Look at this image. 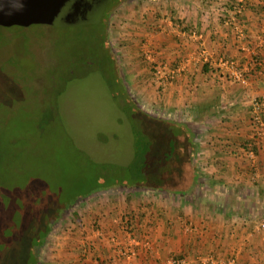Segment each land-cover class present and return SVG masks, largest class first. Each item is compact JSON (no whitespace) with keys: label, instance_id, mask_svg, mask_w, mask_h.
<instances>
[{"label":"rangeland","instance_id":"1","mask_svg":"<svg viewBox=\"0 0 264 264\" xmlns=\"http://www.w3.org/2000/svg\"><path fill=\"white\" fill-rule=\"evenodd\" d=\"M144 1L115 0L97 24L79 18L61 26L49 19L52 25L39 13L26 22L0 25V264L31 262L32 239L47 225L50 231L37 264H64L70 251L77 253L79 262L92 256L95 264L102 258L101 252H93L95 239L106 242V237L110 248L109 238L117 237L102 236L103 218L118 222L120 229L125 213L133 212L141 221L144 212H159L164 198L197 197L193 189L183 196L178 188L190 177L182 182L175 175L172 191L166 186L164 191L146 189L137 180L145 166L151 180H161L158 168H181L183 152V160L192 164L195 142L190 132L197 129L186 120L190 111L182 117L161 106V87L147 94L142 81L135 82L143 78L161 84L149 54L139 49L134 56L132 48L120 44V36L129 33L127 11L135 6L141 12ZM69 6L70 2L61 4L56 13L70 11ZM46 12L50 14L48 8ZM107 54L113 63L102 65ZM144 67L150 72L147 77ZM136 107L151 117L184 125L175 142V149L181 150L175 161L161 159L167 152L165 124L132 117ZM181 140L186 146L178 149ZM145 232L138 231L137 237L150 238ZM153 245L158 258L151 264L166 261Z\"/></svg>","mask_w":264,"mask_h":264},{"label":"crops","instance_id":"2","mask_svg":"<svg viewBox=\"0 0 264 264\" xmlns=\"http://www.w3.org/2000/svg\"><path fill=\"white\" fill-rule=\"evenodd\" d=\"M234 1L145 0L141 12L135 6L127 11L129 33L120 36V40L124 38L120 44L126 50L132 48L134 56L140 49L145 56L149 54L146 58L153 65L160 64L157 61L181 65V73L170 85L143 78L134 81H142L147 94L161 87V106L182 117L190 111V120H186L197 127L190 132L195 142L192 194L197 197L164 198L159 212L141 215L140 231L148 232L161 250L162 260L174 256L186 264H202L201 258L211 257L215 264H224L234 257L235 264H264L260 230L264 221V138L258 136L251 121L253 101L264 100V0H251L239 15L233 12ZM238 27L242 34L237 33ZM221 58L234 60L247 72V87L221 77ZM256 59L260 65H255ZM142 73L147 77L148 67ZM148 101L151 103L150 97ZM202 138L207 141L201 142ZM249 143L254 145L253 161L247 156ZM102 224V236L124 238L118 222L103 218ZM104 240L95 239L94 250L102 253L101 260L126 264L108 247L106 237ZM73 253L62 259L64 264H94L92 256L79 262ZM149 254L140 252L132 264H151L156 255L158 258V254Z\"/></svg>","mask_w":264,"mask_h":264},{"label":"built area","instance_id":"3","mask_svg":"<svg viewBox=\"0 0 264 264\" xmlns=\"http://www.w3.org/2000/svg\"><path fill=\"white\" fill-rule=\"evenodd\" d=\"M251 0H235L233 6V12L235 15H239L248 5ZM238 34H242V28H236ZM207 58H204V61ZM220 73L221 77H224L228 81L237 84L242 87L248 86V77L247 72L242 69L234 60L221 58L220 62ZM255 65H260L258 59L255 60ZM156 77H158L160 86H167L173 83L175 78L181 73L182 67L181 65L172 66L168 63H160L154 67ZM264 109V100H254L252 103V123L254 125L255 132L258 133V136L264 138V120L262 118V110ZM247 156L250 160L255 159L254 145L249 143L247 146ZM188 231H192V229H187ZM260 230L262 231V238L264 242V221L260 225ZM124 238L119 239L117 237H110L109 243L111 244L112 250L126 262V264H132V261L138 257L139 252L145 251L146 253L154 252V245L148 237H136L132 235L131 232H124ZM97 236H100L99 232H97ZM143 251V252H144ZM235 258L230 257L224 264H235ZM202 264H215V260L211 257H206L201 260ZM95 264H112L111 262H106L99 260L95 261ZM155 264H186L183 259L171 258L166 261H161Z\"/></svg>","mask_w":264,"mask_h":264},{"label":"trees","instance_id":"4","mask_svg":"<svg viewBox=\"0 0 264 264\" xmlns=\"http://www.w3.org/2000/svg\"><path fill=\"white\" fill-rule=\"evenodd\" d=\"M97 29H99V27H97ZM103 29H104V38H103V42L102 43H103V45H105V34H106V27H105V25L103 26ZM106 62H108L110 64L113 63L112 60H111V58H110V56L108 54H107V56L106 55L104 56V58L102 59L101 64L103 65ZM112 69H114V66L112 67ZM134 116L136 118L138 116H141L142 118L144 117L145 119L157 120L160 124H162V123L165 124L164 125L165 126V130L167 128L166 131H167V133L169 135L167 134V152H166V154L164 153V154L161 155V159L164 162L165 161L166 162H170L172 159H174V161H175L176 158L180 155V154H177V153H180L181 152V150L179 149V146H183V147L186 146L185 145L186 142L184 143V141L181 140L182 141V145H178V149L179 150L175 149V144H176L175 142L179 138L181 139L180 136L182 135L181 134V131H180V128L182 126H184V125H182V124L179 125V124H176V123H173V122H169L168 120L158 119V118L151 117L150 114L149 115L148 114H145V113H143L138 108H137V113L134 114V115H132V117H134ZM175 154H177V156H175ZM184 156H185V153L183 152L181 154V158H182V166H181V168L176 169V166H174L173 164H172V167L171 168H166L165 167L164 170L161 169V168H158L160 170L161 180H151V179H148V173H147V171L145 169L146 166L144 168H142V170L139 172L137 180H140L141 182L143 181L142 185L145 184L144 187L146 189H151V190L160 189V190L164 191L163 188H164V186H166L167 187L166 189L168 191H172L171 189L172 188L174 189L175 186H176L175 184L172 185V182L174 180H176L175 175L177 176V178L180 179V181H182L183 179H188L190 177L191 180H190V182L188 184H185L184 185V183H181L179 185V187L177 186L178 188H181V190H180L181 192L178 191L180 193H183V192H187L188 193V192H190V190H188V189H190V187H192V179H193V175L195 173L191 169V166H190L191 164L186 163L187 162L186 159L183 160L186 157V156L185 157ZM158 161L161 162L160 159H158ZM166 174H167V178H166ZM138 185H140V184H138ZM178 192L176 191L174 193H178ZM140 224H141V221L140 220H137L135 213H133V212H130L129 214L125 213L123 215V217L121 218V221H120V230L121 231H124V232H131L132 235H135L137 237L138 236V231H140ZM95 226L96 225L94 224V227ZM49 231H50V227L47 225L45 231H43V233L40 234L39 238L38 237H35V239H34V237H33V239H32L33 246L30 247L29 250H28V253L30 255L29 258L32 259V260H31V262H26V260H24V257L27 256V255H24L23 258H22V260H24V262H25V263L23 262L24 264H37L38 263V261H37L38 258L37 257H39V254L41 252V247H42V245H43V243H44V241H45V239H46ZM99 239H101V238L99 237ZM91 249H93V248H91ZM94 251L95 250H93V252ZM31 256H32V258H31ZM172 258L182 259L180 257H174V256Z\"/></svg>","mask_w":264,"mask_h":264},{"label":"water","instance_id":"5","mask_svg":"<svg viewBox=\"0 0 264 264\" xmlns=\"http://www.w3.org/2000/svg\"><path fill=\"white\" fill-rule=\"evenodd\" d=\"M113 0H0V25L9 26L13 23L29 20L30 16L38 15L59 22L57 25L73 23L75 19L85 18L93 24L99 23L101 15ZM70 2V11L56 13L61 4ZM51 14H48L46 11ZM75 10V11H74ZM54 13V14H53ZM52 25H54L52 23Z\"/></svg>","mask_w":264,"mask_h":264},{"label":"flooded vegetation","instance_id":"6","mask_svg":"<svg viewBox=\"0 0 264 264\" xmlns=\"http://www.w3.org/2000/svg\"><path fill=\"white\" fill-rule=\"evenodd\" d=\"M112 2L115 4V0H113ZM112 2H110V4H108V6L106 7V9H107L110 5L113 4ZM112 6H113V5H112ZM106 9H105V11H106ZM111 11H112V10H111ZM109 15H110V13H109L107 16H109ZM190 189H192V187H190ZM190 189H189V190H190Z\"/></svg>","mask_w":264,"mask_h":264}]
</instances>
